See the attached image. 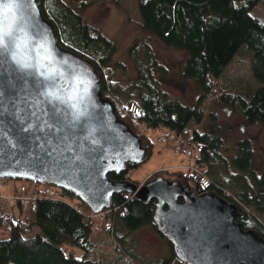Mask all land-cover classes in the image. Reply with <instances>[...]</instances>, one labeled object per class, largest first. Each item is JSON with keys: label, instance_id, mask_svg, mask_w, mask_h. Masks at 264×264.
<instances>
[{"label": "trees", "instance_id": "16d2710c", "mask_svg": "<svg viewBox=\"0 0 264 264\" xmlns=\"http://www.w3.org/2000/svg\"><path fill=\"white\" fill-rule=\"evenodd\" d=\"M136 1L142 27L164 45L185 52L181 68L184 78L193 81L204 94L216 89L221 100L240 109L248 122H264V22L251 13L261 0ZM89 2L40 0L44 17L55 26L60 46L85 59L98 73L103 96L113 102L118 116L143 140L149 153L153 144L144 129L164 128L183 138L192 152L188 157L193 158V163L189 164L196 170L186 167L175 173L192 183L194 191L215 192L233 204L236 223L264 240V174L258 175L253 167L250 141L239 142L230 158L220 156L221 137L191 126L203 123L201 103L187 104L161 89L157 76L164 67L142 40L132 49V54H142L137 63L138 84L128 89L120 103L118 98L127 88L113 85L112 63L117 48L99 28L85 20L82 11ZM241 51L248 52L252 62V74L260 84L255 89L232 90L222 82L226 68ZM135 89L139 97L131 99ZM135 166L129 165L126 171L110 177L129 180ZM61 194L57 198L18 199L4 211L0 198V264H135L134 251L125 245L117 222L127 232L144 226L157 231L153 223L154 201L143 202L123 192L114 195L112 206L104 210L99 233L105 236L96 240L95 219L64 198H73V194ZM108 235L115 244H104ZM169 245V256L149 264H184ZM74 247L80 249V256ZM122 247L128 251L118 255Z\"/></svg>", "mask_w": 264, "mask_h": 264}, {"label": "water", "instance_id": "95a60500", "mask_svg": "<svg viewBox=\"0 0 264 264\" xmlns=\"http://www.w3.org/2000/svg\"><path fill=\"white\" fill-rule=\"evenodd\" d=\"M0 33V179L55 185L94 214L130 193L154 201L153 223L180 262L264 264V240L216 193L194 194L162 175L140 185L110 177L150 153L103 96L98 73L60 46L40 0H0Z\"/></svg>", "mask_w": 264, "mask_h": 264}, {"label": "rangeland", "instance_id": "374dc122", "mask_svg": "<svg viewBox=\"0 0 264 264\" xmlns=\"http://www.w3.org/2000/svg\"><path fill=\"white\" fill-rule=\"evenodd\" d=\"M251 13L264 22V0H261ZM82 14L89 24L99 28L116 45L117 50L112 63L113 85L120 89L127 88L125 93L122 92V98H118L120 103L126 97L128 89H132L138 84L136 76L137 67L140 64L137 63L142 54H132V49L137 41H145L150 46L152 55L164 67V72H160L157 76L161 89L166 91L170 97L177 98L187 104L201 103L204 109L203 123L199 125L192 123V128L196 127L210 134H218L222 139V145L219 149L220 156L225 158H230L236 152L235 148L239 142L249 140L254 150L253 167L258 175L264 174V122H248L240 109L233 108L221 100V93L216 89H213L209 94H204L193 81L184 78L181 68L186 57L185 52L164 45L155 35L142 27L136 0H90ZM142 53L144 52L142 51ZM251 63L248 52L241 51L226 68L221 77L222 82L232 90L259 87L260 84L252 74ZM131 93L132 95L129 96L131 99H138V90L135 89ZM226 108L230 110L229 115L225 111ZM163 129L156 128L147 131L144 129L147 138L153 144L152 151L146 162L131 169L128 175L130 181L140 185L155 176L162 175L167 180L180 181L186 184L175 171L186 170L183 168H186L185 166L189 163H193V158L186 155H173L169 142L165 141L160 144L158 137ZM231 170L233 172L232 168ZM219 180L224 181L222 178ZM189 185L190 187L194 186L192 183ZM41 187L43 184L26 179H0V198L3 201L1 210H7L6 204H9V200H12L14 205L19 199L18 197L22 195L30 197ZM52 187L56 191L54 197L61 194V190L57 186ZM64 198L78 204L79 206L76 205V207L80 212L85 210L95 220L99 222L104 220V218H99L105 215L94 216L87 206L80 203L78 198L69 196ZM117 227L119 233L125 236L127 248L134 251L133 260L135 264L158 262L169 256L171 247L169 242L150 226L127 232L126 227L118 221ZM95 230L98 232L96 240L105 236L104 233H99L100 228H95ZM0 235L2 234L0 233ZM112 238L109 235L106 236L104 244L107 245L111 241L115 244ZM73 249L77 255H81L80 249L75 247ZM127 251L126 248L123 249L122 247L121 250L117 251V254L123 255L122 253Z\"/></svg>", "mask_w": 264, "mask_h": 264}, {"label": "built area", "instance_id": "2783aa9c", "mask_svg": "<svg viewBox=\"0 0 264 264\" xmlns=\"http://www.w3.org/2000/svg\"><path fill=\"white\" fill-rule=\"evenodd\" d=\"M169 142L171 146V151L174 155H186L191 156L192 152L189 149L186 141L183 138L177 137L174 133L168 130H162L161 134L158 137V142L162 144L163 142ZM187 168H192L196 170L193 164L186 165ZM56 194V191L49 186H45L39 190H37L29 199L35 200L37 197H54L53 195ZM80 211V210H79ZM103 215L104 214H99ZM97 215V217L99 216ZM104 217H100L99 219H103ZM101 222L96 220V228L99 227Z\"/></svg>", "mask_w": 264, "mask_h": 264}, {"label": "snow or ice", "instance_id": "6c2138e0", "mask_svg": "<svg viewBox=\"0 0 264 264\" xmlns=\"http://www.w3.org/2000/svg\"><path fill=\"white\" fill-rule=\"evenodd\" d=\"M16 0H13V3H15ZM12 10V5L11 4H8L5 6V11H11ZM4 36L5 34L4 33H0V47H4Z\"/></svg>", "mask_w": 264, "mask_h": 264}, {"label": "flooded vegetation", "instance_id": "af4514ba", "mask_svg": "<svg viewBox=\"0 0 264 264\" xmlns=\"http://www.w3.org/2000/svg\"><path fill=\"white\" fill-rule=\"evenodd\" d=\"M212 193H215V192H212Z\"/></svg>", "mask_w": 264, "mask_h": 264}]
</instances>
